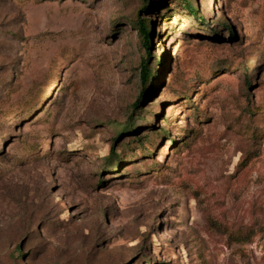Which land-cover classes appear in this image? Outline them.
Returning a JSON list of instances; mask_svg holds the SVG:
<instances>
[{
	"label": "rangeland",
	"instance_id": "rangeland-1",
	"mask_svg": "<svg viewBox=\"0 0 264 264\" xmlns=\"http://www.w3.org/2000/svg\"><path fill=\"white\" fill-rule=\"evenodd\" d=\"M144 2L0 0V264H264V0Z\"/></svg>",
	"mask_w": 264,
	"mask_h": 264
},
{
	"label": "trees",
	"instance_id": "trees-1",
	"mask_svg": "<svg viewBox=\"0 0 264 264\" xmlns=\"http://www.w3.org/2000/svg\"><path fill=\"white\" fill-rule=\"evenodd\" d=\"M144 1H145L144 3L147 4L146 0H144ZM136 18L137 19L135 20V24L137 26V31H138V34L140 35V37L142 38V42H143L144 47L148 50V54H149L148 55L149 56L148 61H149L151 59L150 47H151V43H152L151 38H152L153 32H152L151 26L147 25V22H144L143 19L139 18V15H137ZM141 77H142V80L145 81V83L147 81H149L150 79H151V81L154 80V75L151 73V71H149L148 62H146L144 64V68H143V72L141 73ZM139 141L138 142L141 143V140H139Z\"/></svg>",
	"mask_w": 264,
	"mask_h": 264
}]
</instances>
